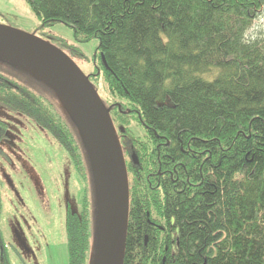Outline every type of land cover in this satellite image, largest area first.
<instances>
[{"label":"trees","instance_id":"trees-1","mask_svg":"<svg viewBox=\"0 0 264 264\" xmlns=\"http://www.w3.org/2000/svg\"><path fill=\"white\" fill-rule=\"evenodd\" d=\"M25 1L45 27L99 40L101 68L89 79L104 76L110 117L125 128L124 264H264V38L243 42L264 0ZM2 110L68 153L85 186L82 212L67 211L70 264H88L94 168L79 127L52 87L0 56ZM8 127L0 120V153ZM93 183L98 198L95 174ZM5 207L0 186V264H12Z\"/></svg>","mask_w":264,"mask_h":264},{"label":"rangeland","instance_id":"rangeland-1","mask_svg":"<svg viewBox=\"0 0 264 264\" xmlns=\"http://www.w3.org/2000/svg\"><path fill=\"white\" fill-rule=\"evenodd\" d=\"M260 17H264V10ZM0 25L53 40L87 77L94 76L101 68L98 39L80 44L75 40L74 30L64 23L45 27L25 0H0ZM257 25L264 29V24L257 19L249 35ZM260 37L264 38V33ZM90 81L105 106L113 105L104 76ZM0 120L9 126L7 139L1 144L0 186L6 205L3 212L6 226L3 225L2 230L10 250L17 247L12 264H70L67 211L70 206L74 213L82 212L84 183L76 176L68 153L46 130L30 119L5 110L1 111ZM128 121L131 123L128 129L140 136L144 127L133 115ZM119 150L126 172L121 146ZM85 161L91 168L87 157ZM89 174L91 244L88 264H95L101 246L100 211L93 187L94 174L92 171Z\"/></svg>","mask_w":264,"mask_h":264},{"label":"water","instance_id":"water-1","mask_svg":"<svg viewBox=\"0 0 264 264\" xmlns=\"http://www.w3.org/2000/svg\"><path fill=\"white\" fill-rule=\"evenodd\" d=\"M0 47L14 49L15 51L31 55L48 67L57 70L68 83L70 92L76 102L81 104L84 116L101 146L102 152L100 153V157L103 158V165L110 180L108 190L111 209L109 213L111 214L102 209L99 184L97 185L98 178H96V166L88 142L76 120L65 106L81 130L94 168L99 199L101 232L100 252L95 264H115L117 262L124 264L129 226V187L126 172L121 165L120 145L116 137L113 122L110 118L112 108L105 106L90 82L89 77L82 72L72 58L52 43L14 27L0 25ZM35 76L55 90L50 83L37 75ZM55 92L57 93L56 90ZM120 132L125 133V129L120 128ZM134 162L138 164L135 156ZM106 220H109L112 225H105Z\"/></svg>","mask_w":264,"mask_h":264},{"label":"bare ground","instance_id":"bare-ground-1","mask_svg":"<svg viewBox=\"0 0 264 264\" xmlns=\"http://www.w3.org/2000/svg\"><path fill=\"white\" fill-rule=\"evenodd\" d=\"M0 55L15 63H19L21 66L34 73L38 77L42 78L43 80L47 81L55 88V90L59 94V97L67 107L68 111L71 113V115L81 128L85 139L88 142V146L93 154V159L96 166L99 190L101 194L102 209L108 213L111 212L109 205L110 194L108 190L110 180L107 171L103 165V158L100 157V153L102 152L101 146L95 137V133L93 132V130H91L86 117L84 116L81 104L77 103L74 97L72 96V93L70 92V88L66 80L57 70L48 67L47 65L43 64L41 61L31 55L24 54L19 51H15L14 49L6 47H0ZM120 158L122 168L124 169V163L121 155ZM105 225L111 226L112 224L109 220H106ZM115 264L121 263L117 262Z\"/></svg>","mask_w":264,"mask_h":264},{"label":"clouds","instance_id":"clouds-1","mask_svg":"<svg viewBox=\"0 0 264 264\" xmlns=\"http://www.w3.org/2000/svg\"><path fill=\"white\" fill-rule=\"evenodd\" d=\"M260 24H264V17L258 18ZM264 33V29H262L259 25L253 28V32L249 35L248 32H245L243 42L247 44H251L260 38L261 34Z\"/></svg>","mask_w":264,"mask_h":264}]
</instances>
